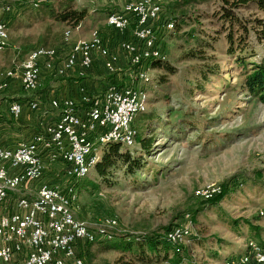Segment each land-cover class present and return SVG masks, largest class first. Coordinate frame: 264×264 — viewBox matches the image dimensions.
Wrapping results in <instances>:
<instances>
[{"label": "rangeland", "instance_id": "rangeland-1", "mask_svg": "<svg viewBox=\"0 0 264 264\" xmlns=\"http://www.w3.org/2000/svg\"><path fill=\"white\" fill-rule=\"evenodd\" d=\"M177 1L184 5L177 13L170 10L175 1L168 2L164 12L173 20L175 16L178 24L158 40L166 64L175 74L148 66L150 83L136 82L137 87L147 92L148 103L146 112L135 119L133 126L155 137L156 149L149 159L160 164L158 169L164 174H157L156 182L145 175L147 184L134 188L119 171L105 185L96 179L93 169L75 186L83 182L97 183L99 189L92 192V187L88 186L87 190L80 191L78 187L75 216L97 236L100 231L111 235L157 233L184 224L189 215L192 235L199 237L198 240L184 244L182 256L169 252L159 261L144 264H174L176 258L183 262L181 264H220L213 254L219 255L220 260L237 257L245 253L251 240L264 247V217L259 215L260 211L264 213V104L240 90L241 78L250 73L251 68H237L233 59L224 55V38L215 34L220 24L212 18L217 1ZM0 2L18 12L27 10L24 17L18 16L6 27L9 39L6 48L0 51V86L5 83V73L24 59L21 46L41 44V48L58 49L66 30L72 31L73 41L88 39L91 31L101 29L108 15L103 10V2L79 0L75 8H86L88 16L73 29L28 5L20 6L13 0ZM180 14L188 17L190 23L187 20L183 23L178 18ZM241 15L246 19L264 18V14L254 9L242 10ZM110 36L108 34L109 42ZM251 39L253 57L249 61L263 62L264 43H257L254 37ZM197 41L213 45V52L207 49L203 52L208 60H185L186 53L197 49ZM109 47L112 50L115 45L110 42ZM210 57L214 59L210 61ZM209 64L216 65L219 76L210 78L203 91L196 90L195 83L201 82L192 69ZM7 97L6 88L0 89L2 121L5 108L12 104ZM174 122L181 127H173ZM134 148L137 149L138 144L130 149ZM52 168L60 169L56 165ZM210 184L226 189L214 206L202 204L194 197L196 189ZM108 218L116 219L115 227L101 225V221ZM76 253L83 264L129 262L128 258L122 259L119 252L104 249L103 244L77 246Z\"/></svg>", "mask_w": 264, "mask_h": 264}, {"label": "built area", "instance_id": "built-area-1", "mask_svg": "<svg viewBox=\"0 0 264 264\" xmlns=\"http://www.w3.org/2000/svg\"><path fill=\"white\" fill-rule=\"evenodd\" d=\"M20 6L36 9L45 0H13ZM79 1V0H75ZM176 0H124L119 12L108 14L105 25L119 34L131 31L130 39L118 43L129 65V79L124 85L109 83L98 95L81 89L78 102L71 99L50 102L51 109L60 112L56 122L19 141L13 147L0 144V264H83L77 256V246L92 244L95 233L76 218L78 203L76 183L88 176L99 161L100 153L110 143L125 147L135 144L134 118L147 109L148 94L137 87L150 83L146 70L154 60H165L158 40L174 30L175 22L164 7ZM10 5L0 2V14L10 15ZM0 20V51L8 43L5 19ZM63 53L52 48H39L25 55L21 63L7 71L9 81L19 80L26 94L41 87L42 70L64 76L78 67L91 69L94 56L104 60L109 75L119 72L118 57L108 46L98 29L89 40H72L66 30L62 39ZM35 112L36 101L26 104ZM20 103L8 106L11 119L19 120ZM60 169H53L52 166ZM220 186L210 184L194 191L200 201L220 195ZM263 218L264 213L259 212ZM115 218L103 219L101 225L115 227ZM102 238L110 233L100 231ZM192 235L190 216L185 223L173 226L164 234L174 247L188 243ZM220 264H264V247L249 241L244 254L222 259Z\"/></svg>", "mask_w": 264, "mask_h": 264}, {"label": "trees", "instance_id": "trees-1", "mask_svg": "<svg viewBox=\"0 0 264 264\" xmlns=\"http://www.w3.org/2000/svg\"><path fill=\"white\" fill-rule=\"evenodd\" d=\"M216 1L218 3V7L213 12L212 18L220 24L219 30L216 31L215 34L216 36H223L224 38L226 45L224 55L232 58L235 67L237 68H242L243 70L251 68L250 73H247L241 78L239 83L240 90L242 92L245 91L249 93L251 96H254L256 100L264 104V61L258 63L249 61V58L253 57L251 37H254L257 43H264V18L246 19L241 15L242 10L246 9L258 10L264 14V0ZM187 4L188 3L186 2L185 5ZM183 6L184 5H182L181 1L176 0L170 6V10L171 12L173 11L177 13V11H179ZM13 10L14 11L10 17L5 19L6 27L10 25L12 20L15 18L18 16L24 17L27 13V10H23L21 12H18L16 9ZM32 10L46 12L49 18L55 22L69 24L73 29L77 28L82 22H84L88 16L86 8H75L71 0H45L41 2L36 9L32 8ZM178 18H180L183 23L187 21L190 23L189 18L183 14H180ZM174 20L176 28L178 22L175 16ZM212 40L213 42L215 41V39ZM40 45L41 44L26 45L24 47L21 46V54L27 55L29 52L41 48L42 46ZM205 49L211 50L212 52L214 50L212 44L200 41L197 43V49L186 53L184 58L187 61L194 60L197 62L208 60L203 55ZM210 58V61L214 59V57ZM149 66L161 67V69H164L168 74H175V70L166 64V59L151 61ZM192 70L201 82L195 83L194 87L196 90L200 91H203L204 85L210 82V78H217L219 76L216 65H196ZM144 113L138 114L134 118V121L139 115ZM134 121L132 123V128L135 130L136 135L135 144L132 147L138 144V148H134V150H132L130 149L132 147H125L118 143H110L104 148L99 161L94 168L96 179L105 185L108 184V180L112 178L113 174L118 171L122 174L124 180L128 181L134 188L136 186L147 184L145 175H148L154 182H156L157 174L158 176H162L164 174L163 171L161 172L158 169L161 165L154 163L149 159L156 149L155 137L146 135L140 128L141 132L136 130L133 126ZM173 127L180 128L181 125L174 122ZM163 134L166 133L163 131ZM88 186L92 187V192L99 189V185L97 183L83 182L76 187V191L78 187L80 191L87 190L86 188ZM224 193H226V189L222 188V193L220 195L209 201H202V204L214 206L222 199ZM171 228L172 227L163 229L157 233L152 232L140 235L115 234L111 235L110 239L102 238V235L98 234L95 237L94 242L92 244H88V246L91 247L95 244H103L104 249L119 252L122 259L128 258L129 262H126L125 264H131L134 261L141 264L151 262L153 260L159 261L161 260L162 255L165 256L169 252H172L173 255L179 257L182 256L183 249L185 247H174L164 237V234ZM198 238L199 237H196L195 235H191L188 240L189 244L194 241L196 242ZM213 256L219 261V263L221 262V257L219 255L217 256V254H213ZM165 258L166 257L163 259ZM173 263L181 264L183 262L176 258Z\"/></svg>", "mask_w": 264, "mask_h": 264}, {"label": "crops", "instance_id": "crops-1", "mask_svg": "<svg viewBox=\"0 0 264 264\" xmlns=\"http://www.w3.org/2000/svg\"><path fill=\"white\" fill-rule=\"evenodd\" d=\"M73 4L79 1L71 0ZM104 4V11L108 14L119 12L122 9L124 0H99ZM11 15V14H10ZM8 15L7 17H10ZM6 17V18H7ZM0 16V20H1ZM100 33L105 37V40L110 45V42L115 45L112 52L118 57L119 72L114 75H109L104 68V60L98 56H94L93 65L90 70L82 71L78 67L68 71L64 76H58L55 73H50L42 70L40 74L41 87L32 94L23 93L19 80L8 82L6 87L7 98L12 103H20L23 107L19 120L14 121L8 112V105L4 112L5 119H0V144L6 147H13L19 141L31 137L35 132L43 130L46 125L56 122L60 112L51 109L50 102L53 100L62 101L71 99L78 102L81 96V89H84L87 94L98 95L105 90L106 86L114 82L119 85H124L129 79V65L124 52L118 47V43L123 40L130 39L131 31L124 34H119L105 25V22ZM91 33L88 37L91 38ZM110 36V42L108 39ZM54 49V48H52ZM63 53V47L60 45L56 49ZM64 55V53L62 54ZM36 101L39 109L35 112L30 111L26 104Z\"/></svg>", "mask_w": 264, "mask_h": 264}]
</instances>
